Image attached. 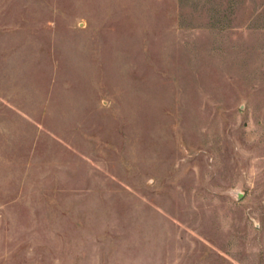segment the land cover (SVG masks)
<instances>
[{
    "label": "rangeland",
    "instance_id": "rangeland-1",
    "mask_svg": "<svg viewBox=\"0 0 264 264\" xmlns=\"http://www.w3.org/2000/svg\"><path fill=\"white\" fill-rule=\"evenodd\" d=\"M0 264H264V0H0Z\"/></svg>",
    "mask_w": 264,
    "mask_h": 264
}]
</instances>
